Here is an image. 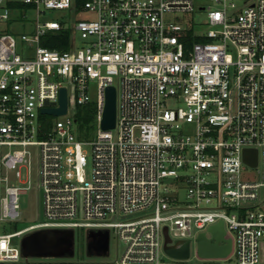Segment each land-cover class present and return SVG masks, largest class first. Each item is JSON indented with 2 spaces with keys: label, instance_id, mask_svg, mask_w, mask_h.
I'll use <instances>...</instances> for the list:
<instances>
[{
  "label": "built area",
  "instance_id": "obj_1",
  "mask_svg": "<svg viewBox=\"0 0 264 264\" xmlns=\"http://www.w3.org/2000/svg\"><path fill=\"white\" fill-rule=\"evenodd\" d=\"M8 1L0 0V21L14 11L28 17ZM21 1L37 15L22 34L29 52L0 33V264H189L192 240L205 232L214 241L220 222L232 249L202 256L197 243L201 264H264V0H217L201 7L202 23L176 20L195 0ZM47 9L71 12L67 50L42 44L64 27ZM109 86L116 125L104 129ZM63 87L67 112H42L61 105ZM91 102L93 140L78 122ZM247 149L257 150V165L246 162ZM34 157L44 218L9 230L33 185ZM170 182L186 186V198ZM165 228L169 244L190 239L188 257L166 251ZM47 229L108 233L107 251L83 261L25 254L24 238ZM111 229L125 243L114 261Z\"/></svg>",
  "mask_w": 264,
  "mask_h": 264
},
{
  "label": "rangeland",
  "instance_id": "obj_2",
  "mask_svg": "<svg viewBox=\"0 0 264 264\" xmlns=\"http://www.w3.org/2000/svg\"><path fill=\"white\" fill-rule=\"evenodd\" d=\"M196 9L193 12H178L176 15V20L189 23V22H196L202 23L206 19V10L201 9L202 6H213L217 7L220 3L217 0H195ZM12 18L9 20H2L0 21V33L8 32L12 33L17 40L18 50L25 51L26 53L29 52V45L27 42H24L22 39V34L28 33L35 28L37 15L34 10L28 11V17L23 21L21 18H18V13L13 12ZM71 12L70 10H62V9H47L46 10V19H57L62 21L65 26H71ZM72 28V27H71ZM72 36L78 43L80 41V33L75 29L72 28ZM92 99L96 96V89L95 87L91 90ZM97 127L95 123L94 129ZM90 132V135L86 138L89 140H93L96 137V129ZM87 149L91 152V146L88 145ZM36 165L37 161L36 158H33V168L34 173L32 177V187L27 190L26 192L20 195V204H21V218L16 222H10L8 225L9 230H15L16 228H23L29 226L31 224L37 223L43 220V206H42V192L37 186V177H36ZM251 172V171H250ZM251 177L253 179L259 180L261 178L260 173L258 170H254L253 173L251 172ZM167 186L170 190H176L181 198H186L187 195V187L186 186H177L175 183H168ZM261 194L264 196V187L261 189ZM124 216H116L115 220L119 221L123 219ZM56 235V229H47L44 233V239L46 241L51 240ZM209 235L211 233L209 232ZM75 236H76V245L73 251L71 252H50L47 255L52 256L49 258L51 261H69L72 259L75 260H91L97 258L96 255L92 254L88 250L87 246V233L84 232L82 229H75ZM125 243L123 240L118 239L116 235V231L114 229L110 230V252L109 258L111 260H115L117 257V251L120 252L124 249ZM191 251L192 256L191 259L188 261L189 264H201V259L196 256L197 254V242L196 240H192L191 243ZM41 256V255H40Z\"/></svg>",
  "mask_w": 264,
  "mask_h": 264
},
{
  "label": "water",
  "instance_id": "obj_3",
  "mask_svg": "<svg viewBox=\"0 0 264 264\" xmlns=\"http://www.w3.org/2000/svg\"><path fill=\"white\" fill-rule=\"evenodd\" d=\"M61 105L59 107H44L42 112L51 113V114H63L68 110V93L67 88L63 87L61 89ZM116 114H117V90L115 86H109L106 92V106L104 110L102 127L104 129L114 128L116 125ZM245 160L250 165H257L258 155L256 149H247L245 152ZM214 241L207 236L205 232L201 233L197 238L198 250L202 256H226L232 249V241L230 238H226V230L223 222L212 225L210 228ZM166 231V242L165 249L166 251L174 257L186 258L190 253V239L183 240L178 239L174 244H169L171 238ZM69 233L72 235V230H60L56 231L58 233ZM45 231L38 230L34 233L27 235L23 240V250L27 255H39V254H48L54 250L56 245L49 244L44 239ZM223 242V243H220ZM178 244H181L178 246ZM108 248V240L106 239L100 249H97V252L100 254L106 252ZM65 252H71L70 248L65 249ZM91 253H95L94 250L90 249Z\"/></svg>",
  "mask_w": 264,
  "mask_h": 264
},
{
  "label": "trees",
  "instance_id": "obj_4",
  "mask_svg": "<svg viewBox=\"0 0 264 264\" xmlns=\"http://www.w3.org/2000/svg\"><path fill=\"white\" fill-rule=\"evenodd\" d=\"M83 0H79V8H81ZM8 5L11 8L19 10L20 12L33 9V6L21 0H10ZM189 39V43L193 41ZM71 30L70 27L65 26L56 32H49L42 37V44L53 49L67 50L70 47ZM95 103L91 102L79 107L78 122L80 123V136L88 137L90 132L95 127Z\"/></svg>",
  "mask_w": 264,
  "mask_h": 264
},
{
  "label": "flooded vegetation",
  "instance_id": "obj_5",
  "mask_svg": "<svg viewBox=\"0 0 264 264\" xmlns=\"http://www.w3.org/2000/svg\"><path fill=\"white\" fill-rule=\"evenodd\" d=\"M108 233L105 232H91L87 236V246L88 250L90 249L97 251V249H100L104 243V241L107 239ZM49 244H54L56 247L52 252H65V249L70 248L71 251L74 250L76 245V236L75 232H72V235L70 236L69 233H58L57 236H55L53 239L46 241Z\"/></svg>",
  "mask_w": 264,
  "mask_h": 264
}]
</instances>
